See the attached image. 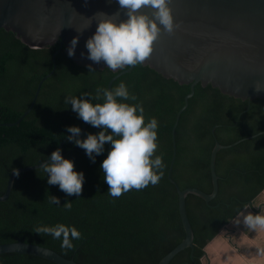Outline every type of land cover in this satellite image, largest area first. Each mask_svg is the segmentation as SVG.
Masks as SVG:
<instances>
[{
	"label": "trees",
	"instance_id": "obj_1",
	"mask_svg": "<svg viewBox=\"0 0 264 264\" xmlns=\"http://www.w3.org/2000/svg\"><path fill=\"white\" fill-rule=\"evenodd\" d=\"M57 47L32 49L12 32L0 29V195L11 170L39 164L69 135L68 126L83 125L70 104H64V96L89 93L94 97L97 88L107 89L114 75L109 68L89 71L75 64L62 48L55 57V71L42 83L32 110L19 124L2 125L15 122L28 109L38 82L52 68L51 56ZM121 82L136 97L124 102L140 103L145 120L156 117L158 121L155 154L162 155L164 165L159 182L111 197L100 169L110 144L106 142L104 153L93 163L82 148L66 140L62 156L74 162L75 171L84 173L80 196H67L58 185H49L40 168L18 174L9 198L0 202V244L22 241L40 245L79 264H157L184 237L175 185L210 193L209 156L214 143L229 145L264 131L263 99L241 100L198 83L175 129L171 181L167 176L172 157L171 128L189 85L164 78L141 64L118 77L112 89ZM98 131L88 124L81 138ZM215 171L218 190L212 200L207 203L192 194L185 200L193 230V256L186 248L169 264H201L204 247L221 227L241 205L264 190V133L219 150ZM48 195L58 197L60 206L66 199L71 201V209L50 205ZM58 223L75 226L81 232L82 238L73 241V249L62 248L60 240L35 231L38 225ZM0 264L55 263L4 253L0 254Z\"/></svg>",
	"mask_w": 264,
	"mask_h": 264
},
{
	"label": "water",
	"instance_id": "obj_2",
	"mask_svg": "<svg viewBox=\"0 0 264 264\" xmlns=\"http://www.w3.org/2000/svg\"><path fill=\"white\" fill-rule=\"evenodd\" d=\"M168 6L171 10L173 29L169 32L159 26L160 33L153 42V50L141 65L149 67L164 78L172 79L181 85H189V93L184 96L183 105L177 111L171 128L172 157L167 172L171 180V170L176 157L175 129L198 83L202 87L211 85L222 94L241 100H264V0H168ZM139 11L151 16L152 9L145 7ZM96 13L118 14L117 20L126 19L124 10L116 0H0V29L12 32L32 49L58 44L51 56L52 68L38 82L28 109L15 122L2 125H17L32 110L42 83L55 71L56 55L62 48L67 50L73 36L78 35L79 40L75 54L68 57L75 64L83 67L91 65L94 69L107 68L103 61L94 63L86 57L85 40L95 31ZM81 29L83 30L78 33L77 30ZM82 52L85 53L84 56L81 55ZM133 67L127 66L117 70L109 68L114 75L109 79L107 89H112V83L121 75L130 72ZM257 85H260L262 90L256 91ZM87 125L88 123H83L81 134ZM213 130L214 128L212 132ZM262 133L264 131L229 145H222L217 141L214 143L209 156L212 184L210 193L194 187L179 189L175 185L184 237L157 264H169L177 253L186 248L191 250L190 256H193V230L185 204L187 195H195L207 203L212 200L218 190V176L215 171L218 151ZM65 141L66 137L57 148L61 149ZM36 169H39V164L11 170L5 191L0 195V202L9 198L18 174ZM4 253L39 257L55 264H79L49 248L22 241L0 244V254ZM202 258L209 264L205 252Z\"/></svg>",
	"mask_w": 264,
	"mask_h": 264
},
{
	"label": "clouds",
	"instance_id": "obj_3",
	"mask_svg": "<svg viewBox=\"0 0 264 264\" xmlns=\"http://www.w3.org/2000/svg\"><path fill=\"white\" fill-rule=\"evenodd\" d=\"M116 3L124 10L126 19L117 20L118 14L96 13L95 31L85 40L87 59L94 63L103 61L112 70L141 64L153 50V42L160 33L159 26L169 32L173 29L168 0H116ZM145 7L152 9L151 16L139 11ZM78 40L77 35L69 41L66 50L68 56L75 54ZM87 67L89 71H94L91 65ZM255 90L260 91L262 88L257 85ZM101 98L103 102H93ZM129 99L136 100V97L130 94L124 82L114 89L97 88L94 97L89 93L64 96V104H70L79 119L99 129L81 138L80 127L68 126L66 131L69 135L66 140L82 148L93 163L96 156L104 153L106 142L110 144L100 169L108 185L107 193L111 197H119L133 188L142 189L150 183L155 185L163 176V157L155 154L158 147V121L156 117L146 121L143 106L140 103L124 102ZM39 168L46 174L49 185H58L67 196H80L84 173L74 170V162L64 158L60 148L39 162ZM48 200L50 205L65 210L72 207L71 201L67 199L60 206V199L54 195H48ZM250 208V203L241 205L230 222L243 225L252 234L264 231V207L257 206L259 210L256 212L249 211ZM35 231L50 234L53 239L60 240L62 248L69 250L75 247L74 240L82 238L75 226L63 223L54 226L38 225ZM245 255L264 262V247L250 250V253L246 250Z\"/></svg>",
	"mask_w": 264,
	"mask_h": 264
},
{
	"label": "crops",
	"instance_id": "obj_4",
	"mask_svg": "<svg viewBox=\"0 0 264 264\" xmlns=\"http://www.w3.org/2000/svg\"><path fill=\"white\" fill-rule=\"evenodd\" d=\"M253 202L249 211L256 212L259 210L257 206L264 207V201H259L257 204ZM259 247H264V231L252 234L245 230L243 225H235L229 221L204 247V252L209 264H264L260 260H253L245 255L246 250L250 253V250ZM200 262L207 264L202 257Z\"/></svg>",
	"mask_w": 264,
	"mask_h": 264
},
{
	"label": "rangeland",
	"instance_id": "obj_5",
	"mask_svg": "<svg viewBox=\"0 0 264 264\" xmlns=\"http://www.w3.org/2000/svg\"><path fill=\"white\" fill-rule=\"evenodd\" d=\"M259 201H264V190L261 192L260 195L257 196V198H255L254 202L257 204L259 203ZM253 202V203H254Z\"/></svg>",
	"mask_w": 264,
	"mask_h": 264
}]
</instances>
